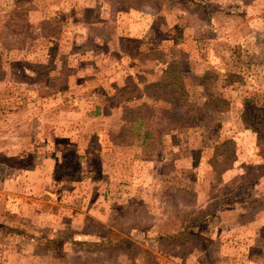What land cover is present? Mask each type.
I'll list each match as a JSON object with an SVG mask.
<instances>
[{"label":"rangeland","instance_id":"rangeland-1","mask_svg":"<svg viewBox=\"0 0 264 264\" xmlns=\"http://www.w3.org/2000/svg\"><path fill=\"white\" fill-rule=\"evenodd\" d=\"M170 61L198 113L159 103L152 140L112 142ZM261 131L264 0H0V264H264Z\"/></svg>","mask_w":264,"mask_h":264},{"label":"trees","instance_id":"trees-1","mask_svg":"<svg viewBox=\"0 0 264 264\" xmlns=\"http://www.w3.org/2000/svg\"><path fill=\"white\" fill-rule=\"evenodd\" d=\"M43 27L49 22V19H43ZM182 68V67H181ZM174 61L167 63L161 77L155 81L143 80L142 94L145 99L142 103L129 106L124 105L119 117V122L115 124L114 128L109 131V138L114 143H121L126 140H136L140 144H144L154 138L157 131L154 127L157 123L158 110L161 109L159 103L179 105L186 108L188 112L196 111L198 113V101L192 100L188 95V89L185 86L183 77V70ZM207 76H212V73L204 72L199 84L205 88L207 99L202 104L207 105L214 112H223L230 106L228 95L215 94L213 89L204 85V79ZM215 78V75H214ZM216 79H214L215 81ZM215 88V85L214 87ZM158 103V104H156ZM206 116V113L203 114ZM257 144L260 148V153L264 159V131H261L257 135ZM230 143L229 139H219L213 141L210 145L209 156L207 161L210 163L212 170L216 173H222L229 167V163L232 161L230 156ZM195 211V210H193ZM200 222V217L196 216L192 210L184 213L182 218L183 227H189ZM160 232L164 235L166 240L172 241L179 234L177 230H165L160 228ZM181 234L193 236L187 230L180 231ZM78 244L80 242H77Z\"/></svg>","mask_w":264,"mask_h":264}]
</instances>
